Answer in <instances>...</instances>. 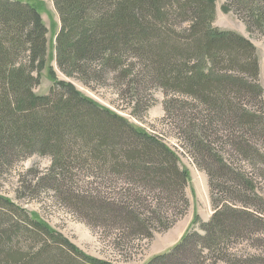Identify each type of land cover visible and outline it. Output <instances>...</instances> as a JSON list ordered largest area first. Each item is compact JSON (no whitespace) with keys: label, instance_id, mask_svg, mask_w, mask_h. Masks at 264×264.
<instances>
[{"label":"trees","instance_id":"trees-1","mask_svg":"<svg viewBox=\"0 0 264 264\" xmlns=\"http://www.w3.org/2000/svg\"><path fill=\"white\" fill-rule=\"evenodd\" d=\"M53 1L62 21L57 37L58 66L66 74L77 73L86 82L104 83L110 72L144 90L157 83L175 97L207 108L202 123L208 117L211 123L221 118L225 124L241 125L247 135H260L264 140V110H250L241 102L249 94L263 95L257 48L244 35L214 26V0ZM226 6L241 14L251 31L264 34V0H226ZM173 23L186 26L176 30ZM46 50L47 29L36 7L26 0H0V171L22 157L47 152L53 154L50 171L65 174L70 147L83 142V155L104 169L125 173L132 182L180 187L184 205L180 213L184 214L189 207L185 194L188 172L180 167L171 148L135 130L72 84L57 81L50 95L35 94L33 88L39 81L35 74ZM204 130L197 127L196 149L216 162L211 165L217 164L219 179L237 183V188L218 189L233 192L239 200L243 188L255 192L247 173L213 154ZM248 139L243 140L244 148L235 144L239 151H250L253 145ZM212 176L211 188H215ZM101 203H89L101 218L116 216L136 223L148 238L157 230L146 222L145 226L130 205ZM213 203L216 211L201 225L204 235L188 232L172 252L158 255L148 264H213L210 256L221 249L226 237H245L260 229L262 215L246 205L214 199ZM12 204L0 196V264H100L62 236L56 238L45 223L28 220L23 226L14 223L1 229L14 215ZM173 224L163 222L160 227L167 230ZM43 233L50 234L51 241L42 245L40 254H18L14 244L20 234L36 240Z\"/></svg>","mask_w":264,"mask_h":264},{"label":"rangeland","instance_id":"rangeland-1","mask_svg":"<svg viewBox=\"0 0 264 264\" xmlns=\"http://www.w3.org/2000/svg\"><path fill=\"white\" fill-rule=\"evenodd\" d=\"M26 1L36 7L47 29V50L35 74L39 80L33 88L35 94L50 95L57 81L72 84L84 96L93 99L95 104L123 117L135 130L167 145L177 154L180 167L188 172L185 194L189 207L181 215L184 205L178 193L180 187L149 186L138 181L132 182L125 173L104 169L93 158L83 155L82 145L85 143L79 142L82 145L76 143L70 147L69 168L65 174L50 171L53 154L47 152H35L22 157L15 160L13 166L0 171V196L9 199L13 203L11 210H14V215L1 225V229L7 224L20 223L23 226L31 220L38 221L47 224L56 238L62 236L85 256L100 264H148L152 258L172 252L188 232L196 231L199 236L204 235L201 225L208 222L216 211L214 199L222 203L229 202L233 206L246 205L261 214L263 221L260 229L245 237L235 234L226 237L221 249L210 256L213 264H264L262 136H249L245 127L225 124L221 118L211 123L208 117L202 123L201 119L207 114V108L193 100L175 97L157 83L150 84L144 90L126 80L124 82L122 78L116 79L110 72L104 83L86 82L77 73L66 74L58 66L57 37L62 29V21L54 1ZM214 2V26L244 35L257 48L259 82L263 95L260 98L257 94H249L241 102L250 110H264V34L259 30L251 31L244 17L226 6V0ZM179 24L173 23V27L179 30L186 26L184 23ZM67 95L68 93L65 94ZM198 126L206 129L203 134L213 149V154L222 156L232 168L247 173L253 180L255 192L248 193L243 188V198L239 200L231 191H220L222 187H228L229 190L237 188V183L233 180L224 183V178H218L221 174L217 170V164L211 165L216 162H212L211 157L205 159L198 152L195 147L198 141L194 140ZM248 138L253 147L248 153L239 151L237 145L244 148L246 142L243 140H249ZM209 173L213 175L215 188H211ZM89 196L93 199H89ZM105 201L111 205H130L131 209L137 210L144 224L146 222L151 228L157 229L153 237L144 236L136 223L129 224L116 216L101 218L97 209L89 204L101 205ZM8 206L10 205L6 206L9 212ZM163 222L174 224L163 230L160 227ZM142 228L146 230L143 224ZM49 235L43 233L32 240L20 234L14 246L20 250L18 254L22 252L28 257H34L42 252L43 244H50Z\"/></svg>","mask_w":264,"mask_h":264}]
</instances>
